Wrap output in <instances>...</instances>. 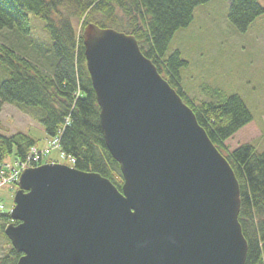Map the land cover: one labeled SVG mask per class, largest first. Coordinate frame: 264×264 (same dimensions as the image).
<instances>
[{
  "label": "water",
  "instance_id": "1",
  "mask_svg": "<svg viewBox=\"0 0 264 264\" xmlns=\"http://www.w3.org/2000/svg\"><path fill=\"white\" fill-rule=\"evenodd\" d=\"M82 43L122 185L58 162L23 169L3 230L16 264H244L239 184L194 112L133 35L88 23Z\"/></svg>",
  "mask_w": 264,
  "mask_h": 264
},
{
  "label": "trees",
  "instance_id": "2",
  "mask_svg": "<svg viewBox=\"0 0 264 264\" xmlns=\"http://www.w3.org/2000/svg\"><path fill=\"white\" fill-rule=\"evenodd\" d=\"M207 1L0 0V31L13 30L29 38L32 14L50 37L48 45L33 43L43 57L35 62L20 55L15 45L0 42V68L4 73L0 78V109L13 104L37 111L46 136L57 140L66 158L74 159L73 167L98 173L120 190L122 175L105 146L99 107L86 68L82 29L94 23L133 35L143 55L191 108L233 169L240 189L238 221L247 242L244 264H264V151L253 143L241 144L232 151L224 145L252 120V114L238 94H226L218 88H208L205 100L189 99L180 75L187 61L178 50L166 54L174 33L189 24L197 5ZM229 3L228 20L239 32L264 13L261 0ZM18 44L25 47L23 41ZM36 144L35 138L22 131L9 135L0 132V162L9 157L23 162ZM0 218V235L5 237L3 222L10 217L0 213ZM7 242L0 264H16L20 253Z\"/></svg>",
  "mask_w": 264,
  "mask_h": 264
},
{
  "label": "rangeland",
  "instance_id": "3",
  "mask_svg": "<svg viewBox=\"0 0 264 264\" xmlns=\"http://www.w3.org/2000/svg\"><path fill=\"white\" fill-rule=\"evenodd\" d=\"M261 2L264 6V0ZM229 4V0H208L197 5L189 24L174 33L166 54L178 50L187 61L180 75L181 86L189 99L205 100L208 98V88H218L226 94H238L245 102L252 120L224 142L227 151L245 143H253L264 151V13L245 31L239 32L228 20ZM30 19L33 28L29 38L18 36L13 30H2L0 42L15 45L20 55L33 62L42 61L41 52L35 49L33 43L48 45L50 37L38 18L30 14ZM76 27L79 32L80 23ZM20 41H23L24 48L23 45L19 46ZM3 75L0 68V78ZM38 114L35 110L4 104L0 109V132L7 135L16 131L29 134L37 140L32 149L44 156L43 162L56 161L70 165L68 159L61 156L58 146L53 147V139L46 136ZM45 150L49 152L43 154ZM0 164L3 165L2 178L9 177L12 168L21 167L16 165L18 161L13 157ZM17 177L0 185V204L4 207L0 213H8L14 204ZM9 222L4 221L3 224L6 226ZM5 237L0 235V256L9 246Z\"/></svg>",
  "mask_w": 264,
  "mask_h": 264
},
{
  "label": "built area",
  "instance_id": "4",
  "mask_svg": "<svg viewBox=\"0 0 264 264\" xmlns=\"http://www.w3.org/2000/svg\"><path fill=\"white\" fill-rule=\"evenodd\" d=\"M52 141H53L52 142L53 147L58 146V142H57L56 139H53ZM48 152H49L48 150H45V152L43 154H46ZM41 155H42L41 153H37L34 149H31V151L28 153L25 161H23V162L18 161V164H16V165H18V167L21 166L20 168H22V169H24L25 167L38 165L43 160V157H44V156H41ZM61 156L63 158H66V156L63 153H61ZM66 159H68L69 163H71V164L74 163V159L73 158H66ZM1 168H2V166L0 164V185L4 184L5 182L11 181V179H13V178L15 179L16 176L19 177V174L21 172V171L19 172V169L20 168H18V169H13L12 168L11 169L10 176L9 177H5V178H2L4 176H1V172L3 171V169H1ZM2 209H3V205L0 204V210H2Z\"/></svg>",
  "mask_w": 264,
  "mask_h": 264
}]
</instances>
